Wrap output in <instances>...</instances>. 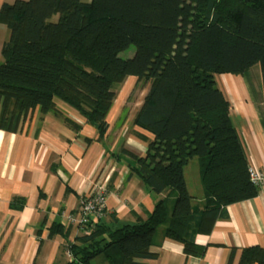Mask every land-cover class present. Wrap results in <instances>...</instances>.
I'll return each instance as SVG.
<instances>
[{"label": "trees", "instance_id": "16d2710c", "mask_svg": "<svg viewBox=\"0 0 264 264\" xmlns=\"http://www.w3.org/2000/svg\"><path fill=\"white\" fill-rule=\"evenodd\" d=\"M0 25L8 30L0 63L3 131L15 133L38 111L63 118L78 132L58 112L60 102L96 130L99 142L124 81L135 77L148 86L132 124L153 139L142 156L121 152L134 161L131 174L150 193L167 196L143 221L121 223L111 216L107 222L104 211L72 242L53 223L49 238L65 241L67 264H91L97 257L141 264L154 258L150 247L160 229L186 257L202 258L206 248L196 245V237L208 235L226 217V207L257 196L215 76L258 65L264 101V0H15L0 7ZM131 46L133 57L121 59ZM192 159L198 161L200 202L184 178ZM239 264H264V250H242Z\"/></svg>", "mask_w": 264, "mask_h": 264}, {"label": "crops", "instance_id": "0c3cea01", "mask_svg": "<svg viewBox=\"0 0 264 264\" xmlns=\"http://www.w3.org/2000/svg\"><path fill=\"white\" fill-rule=\"evenodd\" d=\"M14 1L0 0V7ZM2 27L0 53L8 39V30ZM215 81L230 105V117L249 167L264 171V101L259 66L240 75L215 76ZM134 89L138 98L128 101ZM147 90L148 86L135 77L124 81L106 116V134L99 142L93 127L59 103L58 112L77 125L78 132L64 124L63 118L42 116L38 111L22 120L15 133L0 129V264L69 263L65 241L60 235L49 238V229L58 223L69 242L79 237L81 226L70 223L67 217L78 215L82 199L96 185L104 184L107 189L103 219L107 222L111 216L121 223L143 221L155 203L167 196L150 193L131 174L134 161L121 152L142 156L153 139L132 124ZM192 178L191 186L185 183L189 194L200 202L203 191L198 168ZM168 197L174 199L172 194ZM16 199L22 202L15 204ZM225 211L226 217L216 221L208 235L195 239L196 245L206 248L202 258L186 257L180 244L162 239L160 229L150 247L154 258L141 264H239L242 250H264V188H258L256 197L229 205ZM91 264L107 263L97 257Z\"/></svg>", "mask_w": 264, "mask_h": 264}, {"label": "built area", "instance_id": "2783aa9c", "mask_svg": "<svg viewBox=\"0 0 264 264\" xmlns=\"http://www.w3.org/2000/svg\"><path fill=\"white\" fill-rule=\"evenodd\" d=\"M250 182L258 187L264 188V171L248 169ZM107 189L104 184L96 185L87 197L81 201V209L76 216H68L70 223L76 226H83L90 218H101L105 211Z\"/></svg>", "mask_w": 264, "mask_h": 264}, {"label": "rangeland", "instance_id": "374dc122", "mask_svg": "<svg viewBox=\"0 0 264 264\" xmlns=\"http://www.w3.org/2000/svg\"><path fill=\"white\" fill-rule=\"evenodd\" d=\"M7 1H13V0H7ZM51 20H52V22H55L57 20V16H54ZM2 28H5V27H2ZM0 39H1V36H0ZM134 52H135V48H134V46H131L128 50L120 53L119 57L121 59H123V60L131 59L133 57V55H134ZM0 58L3 61L1 55H0ZM217 83H218V81H217ZM118 91H119V89L116 91V93H118ZM138 95L139 94H138L137 90L134 89L133 92L129 95L128 101H130V100L134 101L135 99L138 98ZM58 103L61 104L62 106H64L65 108H68L69 110H73V109L67 107L66 105H64L63 103H60V102H58ZM197 162H198L197 159H192L189 162V164L186 166V168L184 169V178H185L186 183L189 186L192 185L193 174H194V172H196V170L198 168V163Z\"/></svg>", "mask_w": 264, "mask_h": 264}]
</instances>
